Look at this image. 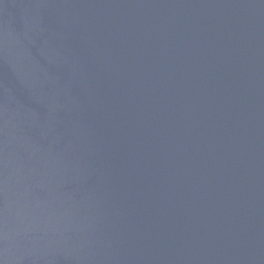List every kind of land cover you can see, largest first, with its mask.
Instances as JSON below:
<instances>
[{
  "label": "water",
  "instance_id": "1",
  "mask_svg": "<svg viewBox=\"0 0 264 264\" xmlns=\"http://www.w3.org/2000/svg\"><path fill=\"white\" fill-rule=\"evenodd\" d=\"M0 264H264V0H0Z\"/></svg>",
  "mask_w": 264,
  "mask_h": 264
}]
</instances>
